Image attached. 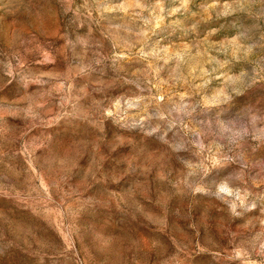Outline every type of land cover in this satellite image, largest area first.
Instances as JSON below:
<instances>
[{
    "label": "rangeland",
    "instance_id": "rangeland-1",
    "mask_svg": "<svg viewBox=\"0 0 264 264\" xmlns=\"http://www.w3.org/2000/svg\"><path fill=\"white\" fill-rule=\"evenodd\" d=\"M0 264H264V0H0Z\"/></svg>",
    "mask_w": 264,
    "mask_h": 264
}]
</instances>
